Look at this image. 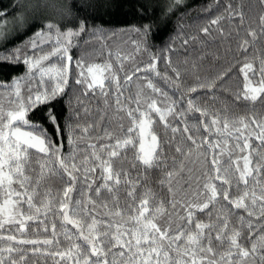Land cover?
Listing matches in <instances>:
<instances>
[{"label":"snow or ice","instance_id":"6c2138e0","mask_svg":"<svg viewBox=\"0 0 264 264\" xmlns=\"http://www.w3.org/2000/svg\"><path fill=\"white\" fill-rule=\"evenodd\" d=\"M259 4L264 9V0H259ZM93 7L91 3L73 0L64 12L67 23L63 27L49 22L22 46L0 56V62L23 63L26 67L22 75L10 82L0 81V233H10L0 234V241L6 242V246H0V264H23L26 253L21 245H31L33 253L39 251L38 245L59 248L61 235L68 246L48 254L70 264H264V152L259 150L264 149V116L259 120L255 115L236 116L226 108L211 112L199 107L192 98L187 99V109L177 112V101L148 80L147 88L159 93L162 103L144 93L143 88H138L134 98H128L135 104L134 108L122 105L117 96L116 110L125 112L130 126L126 129L120 126L123 134L119 136L105 129L100 140L111 143H86L81 150L80 144L95 126L77 124L73 128L65 124L62 127L57 121L53 109L66 94L73 64L78 70L74 82L84 86L85 94L99 89L106 98V81L115 82L119 91L117 69H122V63L116 67L110 61L86 63L84 57L74 62L70 54L72 47H78L73 44V38L89 31L93 34L102 31L88 24L90 18L94 19L89 11ZM227 10V19L237 20L238 28H244L243 7L233 9L229 4ZM3 15L0 11V17ZM17 19L24 22L23 17ZM222 19L225 17H216L209 24L227 40L232 32L225 33L219 26ZM258 19L260 36L249 24L245 32L250 39L240 40L237 52L247 54L264 37V14ZM152 28V24H142L134 31L146 44ZM200 31L210 35L208 26ZM236 35H240L238 30ZM45 45L49 51H44ZM116 59L121 60L119 53ZM157 61L158 57L153 56L147 70L160 76L156 71ZM167 63L171 64V60ZM172 71L176 79L165 76V80L179 90L181 73L175 68ZM229 71L218 74L216 79L223 80ZM240 71L245 83L236 100L264 103V59L260 60L258 70L249 60ZM257 71L259 77L254 83L249 74L255 76ZM131 79L126 76V81ZM198 87L215 89V81L199 83ZM187 91L196 92L197 87ZM104 103L107 105V99ZM186 111L208 118L207 123L201 121L206 135L198 142L184 124L183 132L188 134L191 147H175L181 160L177 163L173 158L169 165L164 158L165 145L154 134L153 125L158 119L176 133L180 129L170 125L168 117L184 118ZM73 116L78 117L79 113L74 112ZM45 124L52 126L58 138L62 131H70L67 153L62 140L54 141ZM253 139L259 142L258 148H253ZM205 145L211 152L210 159L200 152ZM129 151L133 153L132 161L125 168ZM237 152L240 155L233 159ZM194 154L208 162L207 166H200L198 175L185 163ZM137 164L143 167V172L137 171L132 176L129 169H136ZM151 169L163 173L158 184L167 187L171 212L148 186L147 173ZM97 170L99 184L94 179ZM185 175L188 179L184 185L191 188L195 183L199 190L191 198L185 195L178 200L179 193L174 189ZM184 185L180 186L181 190ZM122 190L126 196L123 203ZM74 192L80 198L73 200ZM222 202L224 207L217 209L216 205ZM233 210H242L244 214ZM196 212H206L208 222L197 220ZM49 214L60 218L59 235L55 219L51 222L50 239H18L16 234H11L15 232L23 237L29 221L43 223L39 217L47 219ZM44 231L48 232L49 228L45 227ZM242 239L249 241L250 246L244 247Z\"/></svg>","mask_w":264,"mask_h":264},{"label":"trees","instance_id":"16d2710c","mask_svg":"<svg viewBox=\"0 0 264 264\" xmlns=\"http://www.w3.org/2000/svg\"><path fill=\"white\" fill-rule=\"evenodd\" d=\"M81 2L94 5L89 10L91 17H94V19L90 18L88 24L99 27L102 31L96 34L89 31L76 38L78 43H83L80 49L84 48V44H86V49L89 43L93 45L91 41H96L97 47L103 44L105 48L102 50L110 52L107 44L109 41H105L108 40L106 38H115L121 33L129 36V32L135 33L134 29L139 28L142 24H152L153 26L146 44L141 35L132 37L129 40L131 51L134 52L137 58L132 63H126L122 69H117V73H119V91L115 82L105 83V90L108 93L106 98L100 94L99 89L88 91L85 94L84 86L74 82L77 77L76 67L74 66L71 70L66 94L60 98L59 103H56L53 111L62 127L65 124H71L73 128L77 124L82 127L95 126L88 133L85 142L80 144L81 150L85 149L86 143H111L106 139L100 140V137L105 134V129L114 136H119L123 134L120 126L124 129L130 126V120L125 112L116 110L115 100L117 96L122 105L134 108L135 104L128 98H134L138 88H143L144 93L150 94L153 99L158 101V104L162 103L163 98L160 94L152 93L147 88L148 80H151L162 92L167 93L168 98L177 101V112L187 109V99L192 98L199 107L207 108L211 112L226 108L230 114L236 116L255 115L258 120L264 116V103L261 101L253 104L235 98L242 91L245 83L243 73L240 71L243 63L251 60L254 63V68L258 70L260 60L264 59V37L258 39L254 47L249 48L247 54L236 51L237 43L240 40L250 39L245 32V28L249 24L260 36L258 17L264 14V9H261L259 0H81ZM72 3L73 0H0V11L4 13L0 17V56L9 54L17 46H22L28 37L49 22L63 27L67 23L64 12ZM229 4L233 9L238 6L243 7L246 13L244 28H238L237 20L227 19L229 15L227 6ZM80 15L83 16V13L81 12ZM18 17H23L24 22L21 23L17 19ZM216 17H225L220 21L219 26L224 29L225 33L232 32V36L227 40H224L221 34L215 31V26L209 24ZM205 26L209 27L210 35H205L200 31ZM237 30L240 33L239 36L236 35ZM145 47L147 50H144ZM229 48L231 51H229ZM76 55L78 57L79 53L76 52ZM153 56L158 57L156 71L160 73V76H157L154 71L147 70V65L152 63ZM109 57H113V54ZM169 59L171 64L167 63ZM128 62L130 61L128 60ZM137 68L141 71H137ZM174 68L181 73L179 79L181 88L179 90L174 89L171 83L165 80V76L173 80L176 79L172 71ZM229 69L228 76L223 80L216 79L218 74ZM25 70L26 67L23 63L0 62V81L10 82L13 77L22 75ZM126 76H131V81H126ZM249 76L255 83L259 77V72L257 71L255 76L250 73ZM212 81H215V89L198 87L199 83L208 84ZM82 86L83 90L80 89ZM190 87H197V91L188 92L187 89ZM181 97H183V100H181ZM105 99H107V105L104 103ZM85 108L87 112L84 111ZM74 112L79 113V116H73ZM202 120L204 123L209 122L207 117L202 118L199 113L191 111H186L184 118L169 116V124L180 129L176 133H172L170 129L165 128L158 119L155 121L153 131L158 136L161 144L165 145L163 148L164 158L169 165L172 164L173 158L177 163L181 160V154L175 151V147L180 146L184 149L191 147L186 138L188 134L183 132L184 124L189 126V133L198 142L204 138L206 133L201 127ZM45 127L54 141L59 142L62 140L63 150L67 153L69 151L68 136L70 131H62L58 138L50 124H45ZM196 129H200V131L197 132ZM213 139V137H209V140ZM251 143L253 148H258L259 142L255 139ZM259 150L264 152V149ZM200 152L203 156L211 158V152L206 145L201 147ZM239 155L237 152L233 159L238 158ZM132 156L133 153L129 151L125 168H128ZM185 163L188 168H194L196 170L194 174L197 175L200 166H207L208 164L202 157L198 159L196 154ZM129 171L132 176H135L137 171L143 172V167L137 164L136 169H129ZM185 171H187V168ZM147 175L149 177L148 186L153 189L159 200L164 201L165 207L171 212L172 209L168 207L171 196L167 187H161L158 184L163 175L162 171L151 169ZM94 179L97 184L100 183L99 170H97ZM185 179H188L187 175L180 181V184L175 186L174 190L179 193L178 200L185 195L191 198L199 190L195 183L191 188L184 185ZM181 185H184L182 190ZM76 187L78 190L80 189V182L77 183ZM139 192L140 189H137L138 194ZM232 194L235 195L236 193L233 191ZM101 195L106 194L101 193ZM71 196L73 200L80 198L78 192L72 193ZM92 198L96 199L95 195ZM125 199L126 196L122 190L120 192L121 203ZM222 207H224L223 202L216 205L217 209ZM233 211L244 214L242 210ZM181 215H184V213L181 212ZM195 218L205 223L208 222L206 212H196ZM53 219H55L59 235L61 233L60 218H54L51 214L47 219L43 216L39 217V221H43V223L29 221L27 232L23 237L15 232L11 234H16L18 239H50ZM233 223H235L234 220ZM45 227L49 228L48 232L44 231ZM68 227L72 232H75V229H72L71 226ZM0 234L8 235L10 233ZM244 235H247L246 231ZM241 243L244 247L250 246L249 241L242 239ZM0 246H6V242L0 241ZM67 246V242L61 235L59 248L55 245H38L39 251L33 253L31 245H21L19 247L23 248L26 253V261L23 264H70L68 261H61L59 257L48 254L62 250ZM16 258L18 259V257Z\"/></svg>","mask_w":264,"mask_h":264},{"label":"rangeland","instance_id":"374dc122","mask_svg":"<svg viewBox=\"0 0 264 264\" xmlns=\"http://www.w3.org/2000/svg\"><path fill=\"white\" fill-rule=\"evenodd\" d=\"M138 36H139V34L135 31V33L129 32V36H127L125 33L124 34L121 33L115 38H106L108 40L104 39L105 41H109L108 43L107 42L106 43L108 44V48H110V52L102 50L105 48V46L103 44H101L99 47H97L98 44L96 43V41H91V42H93V45L91 43H89V45L86 49H85L86 44H84V48L80 49V46L83 43H78L76 38H73V44L78 45V47H72L70 49V54L72 55L74 62L78 58L84 57L86 63H104L105 61H110L114 67H115V65L117 66L120 63H122L124 66L126 63H132L137 58V57H135L134 52L131 51L132 48H131V43L129 42V40L132 37H138ZM49 50L50 49L48 48V46L45 45L44 51L46 52ZM25 51H27V50H25ZM76 52L79 53L78 57H77V55L75 56ZM108 53L113 54V57H109ZM117 53H119L121 55V60H119V61L116 59ZM28 54H31V53H28ZM125 57H127V59L130 62H128V60L125 59ZM73 68H74V64H73L71 70ZM76 71L78 72V70H76ZM117 74H119V73H117ZM106 82H107V84L111 83L108 81H106ZM80 89L83 90V86ZM80 89H79V91H80ZM154 134H156V133L154 132Z\"/></svg>","mask_w":264,"mask_h":264}]
</instances>
